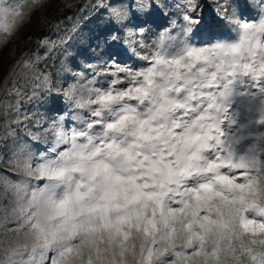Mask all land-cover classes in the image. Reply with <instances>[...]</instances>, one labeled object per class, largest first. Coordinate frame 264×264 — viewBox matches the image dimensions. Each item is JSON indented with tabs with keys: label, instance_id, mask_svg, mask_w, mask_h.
Segmentation results:
<instances>
[{
	"label": "rangeland",
	"instance_id": "1",
	"mask_svg": "<svg viewBox=\"0 0 264 264\" xmlns=\"http://www.w3.org/2000/svg\"><path fill=\"white\" fill-rule=\"evenodd\" d=\"M67 2L75 7L61 15L60 0H0L15 14L7 31L0 24V90L21 71L14 60L43 54L39 41L95 26L97 11L80 9L99 0ZM58 67L49 68L54 91L77 84ZM214 91L175 104L128 100L99 117L75 108L83 120L63 122L66 143L59 124L39 141L26 135L55 116L62 96L24 102L21 119H31L17 134L31 147L13 152L8 139L0 149V264H264V72L238 73ZM113 122L120 126L109 130Z\"/></svg>",
	"mask_w": 264,
	"mask_h": 264
},
{
	"label": "snow or ice",
	"instance_id": "2",
	"mask_svg": "<svg viewBox=\"0 0 264 264\" xmlns=\"http://www.w3.org/2000/svg\"><path fill=\"white\" fill-rule=\"evenodd\" d=\"M208 6L205 0H99L80 9L91 7L97 11L94 27L85 32L74 25L71 32L65 30L66 34L56 40L39 41L43 54L35 52L27 59L12 62L20 65L21 71L13 73L15 79L8 80L0 90V149L8 139L12 140L13 152L31 147L17 134L21 124L31 119L27 113L21 119L24 102L47 104L62 96L64 106L52 109L55 116L43 122L37 120L36 130H27L26 135L29 141H39L59 124L58 138L66 143L69 137L62 131L63 122L66 118L83 120L81 115L73 114L75 108L87 109L90 115L99 117L128 100L151 97L175 104L202 92L214 96V89L238 73L264 72V0H211L212 11L206 15L204 10ZM74 7L67 0H60L55 11L62 15L63 9ZM14 15L0 6L4 31L10 27L9 21L14 22ZM161 21L167 22V28L159 42H150ZM51 27L59 31L61 24ZM174 29L178 31L172 36ZM230 30L239 33L238 41L217 39L218 33ZM57 62L56 75L75 78L79 87L69 84L62 92L54 91V74L49 68L56 67ZM86 79L87 84L80 83ZM126 120L127 117L121 124ZM119 126L113 122L107 128L114 130ZM72 131L75 144L77 130ZM40 168L43 174L50 170L48 165Z\"/></svg>",
	"mask_w": 264,
	"mask_h": 264
}]
</instances>
